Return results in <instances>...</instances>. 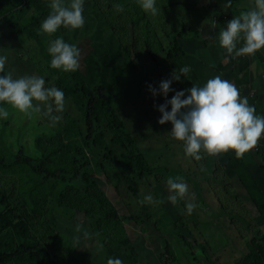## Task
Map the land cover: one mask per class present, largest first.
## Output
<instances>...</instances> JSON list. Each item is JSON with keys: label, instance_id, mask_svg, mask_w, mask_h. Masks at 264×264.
Instances as JSON below:
<instances>
[{"label": "rangeland", "instance_id": "rangeland-1", "mask_svg": "<svg viewBox=\"0 0 264 264\" xmlns=\"http://www.w3.org/2000/svg\"><path fill=\"white\" fill-rule=\"evenodd\" d=\"M18 4L21 0H11ZM120 0H84L83 16L84 25L78 29H68L63 26L57 32L48 34L40 31V19L46 17L50 11V0H29V9L22 10L16 15L12 22L0 23V55L7 57L5 73L11 72L14 77L25 74H36L43 76L45 86H56L64 88V83L74 76L72 72L49 66L50 55L47 52L48 42L56 36H62L66 42L75 43L80 49L79 68L75 70L76 75L87 77L92 81L103 77L108 92L117 89V95L111 100L114 107L113 112L98 115L104 123L101 125L95 149L86 150L89 160L87 197H82L77 191L69 192L71 204H79L82 207L98 209H113L118 215L141 214L152 226L148 228L143 224L135 222L120 221L117 228L108 230L114 241L127 239L132 246V253L138 256V260L128 256L123 248L111 242H106L113 257H119L123 264H256L263 262V258L250 249L248 243L253 242V235L244 230L243 224L238 219H229L218 216L222 211H230L231 215L252 221V224L260 227L264 232V222L261 216L252 206L240 183L232 174L220 153L216 155V166L223 173L218 176L223 180V185H218L212 180V176L203 179L201 173L206 169V153H201L199 161L186 156L181 141L173 139L168 130L169 122L158 124L160 113L156 106L170 98L175 90L185 89V81L174 80L166 97L159 93L153 96L148 90V85L153 87L162 79H168L171 73L178 74L175 68L159 66L154 73L140 72L144 62V55L156 52L161 55L162 45L166 44L164 32L180 27L192 28L196 35L190 38L180 37V45L186 52V65L193 71L197 79V85H202L207 78L220 75L223 79L232 82L240 92L241 96L248 98L249 104L255 105L257 114L264 115V46L255 50L252 54H228L221 48L217 41L220 27L238 15L234 12L230 15V9H249L253 6V0H237L235 4L225 8L224 0H155V6L163 7L161 15L157 11L155 15L149 12L135 13L119 4ZM156 2L158 4H156ZM122 3V1H121ZM130 3H128L129 5ZM249 4V5H248ZM132 13V20L141 22L133 28L135 42L124 34L123 23H118L117 18L127 17ZM112 15L116 16L112 18ZM109 18L106 21V18ZM131 20V22H132ZM113 21L116 28L111 26ZM213 21L215 23H213ZM36 22L37 26L25 28L28 24ZM127 27H131L128 23ZM154 30V31H153ZM20 31L17 38L4 40L3 36ZM36 37L33 35L36 34ZM121 34V36H120ZM107 43V44H106ZM132 45L131 50L130 46ZM156 45V47H155ZM134 46V47H133ZM239 46V44H238ZM110 47V48H109ZM105 60L98 65L94 58L100 56ZM104 74L102 75L101 72ZM246 74L248 85H237L234 78ZM102 79V78H101ZM127 79V80H126ZM191 84L186 85V89ZM9 111L6 119H0V157L3 155V147L11 153H16L18 145L21 144L25 153L31 157H38L45 148L51 156L49 165L54 168L70 171L74 169L73 153L74 142H81L88 135L87 127L72 102L65 97V106L61 119L53 123L48 116L42 113L27 115L19 112L11 105H2ZM116 116L130 135L131 142L140 149L146 150L148 154L142 156V161L151 169L159 170L165 168L171 170V176H183L182 180L187 184V192L183 198L173 204L168 199V186L166 180L157 172L156 175L145 179L143 176H129L123 181L119 172L98 171L95 162H103L113 165L118 160V155L127 152L130 144L120 128L110 124V120ZM120 140V141H119ZM259 141V142H258ZM264 134L250 149L242 155L254 157L257 167H249L252 180L260 187L264 194ZM8 174L0 171L2 179L8 178L14 183V189L10 197V203L15 206V216L12 221L0 226L1 241H13L17 243L20 237L28 236L34 231V224L38 218L43 219L41 213L49 199L47 191L40 194L41 208L32 209L20 204L22 196H31L18 193L20 183L23 186H33L37 178L26 167L27 165H13ZM178 173V174H176ZM22 178H30L27 183ZM226 180V181H225ZM94 184H93V182ZM20 182V183H19ZM227 183H230L231 187ZM10 186V185H9ZM8 186V188H9ZM237 195L240 202L233 205L228 200L225 202V189ZM30 193L32 191H29ZM214 193V195H213ZM146 195L153 197V202L144 201ZM202 196V197H201ZM203 198V200H202ZM218 199L229 208H221ZM158 201V202H156ZM203 201V202H201ZM192 202L196 206L191 214H187L184 205ZM9 205V203H8ZM7 207L0 204V216H3ZM252 217V219H250ZM3 217H0V220ZM51 223L54 233L59 235L58 244H46V251L57 258L59 264H106V252L101 246L96 234L92 231L93 222L85 218L78 223L75 220H66L56 214H52ZM106 226V223L102 228ZM226 227V230L224 229ZM157 228L154 235L151 230ZM171 232L172 236L165 235ZM85 233L87 235H85ZM182 237V238H178ZM66 240L71 250H65L62 240ZM192 240L197 245L193 246L186 242ZM209 243L208 255L198 250L199 244ZM13 243V244H14ZM206 243V244H207ZM193 246V247H192ZM192 247V248H191ZM208 257L210 262L208 261ZM224 260V261H221Z\"/></svg>", "mask_w": 264, "mask_h": 264}, {"label": "trees", "instance_id": "trees-1", "mask_svg": "<svg viewBox=\"0 0 264 264\" xmlns=\"http://www.w3.org/2000/svg\"><path fill=\"white\" fill-rule=\"evenodd\" d=\"M122 1V3H121ZM167 1V0H161ZM237 0H232V4H235ZM239 2V0H238ZM128 3H130L128 5ZM240 3V2H239ZM124 4L126 8L134 11L135 13H139L143 11L139 7L137 0H120L116 1L115 5ZM156 4H158L156 2ZM231 4V5H232ZM249 5V4H248ZM30 4L29 0H21L18 4H13L11 0H0V23L12 22L14 17L22 12V10L29 9ZM117 8V7H116ZM163 7L158 5V12L161 15ZM247 9H237V7L231 8L230 15L236 12L240 14L241 12ZM144 15V13H143ZM116 16L112 15V18ZM132 13H127V17L117 18L118 23H123L122 27L125 29L124 34L127 37L134 40L135 42L138 38H133L134 31L133 28L138 25V28L141 26V22L138 20H132ZM42 20L41 17L37 18V21ZM108 17L106 21H108ZM115 19V18H114ZM132 20V22H131ZM111 26L116 28V23L111 21ZM130 23L131 27H127V24ZM30 26H37V23L34 22L32 24H28L25 28H29ZM35 29L38 27H34ZM154 31V30H153ZM20 31L16 33H11L3 36L2 39L10 40L17 38V35ZM37 33L33 36L36 37ZM193 35H196L192 28L180 27L177 29H170L164 32L163 37L166 38V44L162 45L161 55L158 56L156 52L151 51L150 55H144V62L142 69L140 72H149L154 73L156 68L159 66L169 65L172 68H175L176 71L179 70L181 66L186 65V52L183 50L180 45V37L190 38ZM121 36V34H120ZM107 44V43H106ZM134 47V46H133ZM156 47V45H155ZM110 48V47H109ZM131 50L132 45L130 46ZM100 56V55H99ZM102 59L94 58L98 65L102 64ZM103 70V69H102ZM102 75L104 74L101 72ZM74 75L71 78V84H69V80L64 83V88H62L64 92V97L69 99L73 106L80 113L85 126L87 127L88 135L81 142H74V153H73V166L74 169L68 172L63 171L62 169L54 168L53 165H49L51 156L46 152L45 148H40L42 150L41 155L38 157H31L25 153V149L21 144L18 145L17 152L11 153L8 149L3 147V155L0 157V171L8 174V170L15 166L24 164L30 170L32 174H34L37 178H35V182L32 183L34 187L23 186L22 183L19 185L18 193H23L31 196H22L20 200V204L23 206H27L32 209L33 206H36V209H40V194L42 191H47L49 199L46 200V206L43 208V211L40 214L43 215V219L40 220L38 218L37 222L34 224L36 226L34 231L27 238L28 231H24L25 236L23 239L20 237V241L17 243L13 241H1L0 243V264H59L57 258L53 257L48 251H46V244L48 245H57L59 235L54 233V229L51 223L52 214H56L66 220H75L80 223L85 218L90 219L93 224L91 225L92 231L95 232L101 246L106 252V259L108 257H113L111 252L109 251V247L106 245V242H111L112 246L116 245L118 247L123 248L124 252L130 256L138 260V256L132 253V246L129 242V246L126 243L127 239L114 241L111 238L113 237V233H107L108 230H112L117 228L116 225L120 221H129L135 222L137 225L143 224L150 228L152 225L145 220V218L141 214H129V215H118L115 210L109 209H98L95 210L92 207L86 206L85 208L80 206L79 204H71V196L69 194L70 191H77L82 197H87V188L88 182L85 181V177L88 175V163L89 160L86 156V150H93L96 147V139L98 138V133L100 132L101 125L104 123L103 120H100L98 115L102 113L111 112V114H115L113 112L114 107L111 104V100L115 98L118 90L114 89L111 93L107 90V85L103 82V77H100V74L97 75L96 79L92 81H87V77H83L82 75H76L75 71L72 72ZM182 80L185 81L184 87L186 89L187 84H197V79L195 78V74L193 71L189 70L186 74H183ZM102 78V79H101ZM127 80V79H126ZM106 83L107 81L104 80ZM234 83L237 85H248V77L246 74L241 77L237 76L234 78ZM6 105V104H3ZM110 124L114 127L120 128V132L126 136L128 143L130 144V148L127 152H122L118 155V160L113 165H106L103 162H95V169L98 171H110L112 173H120L123 177L121 178L123 181L126 180L130 175L133 177L143 176L145 179H149L150 177L156 175L158 172L165 180L169 176H171V170L160 168L159 170L151 169L147 164L142 161V156L144 154H148L146 150L138 149L133 142L130 140L131 137L127 133L123 122L120 121L116 116H113L110 120ZM120 141V140H119ZM264 142V141H263ZM221 157L224 158L226 164L229 169L232 171L234 177L240 183L242 189L245 192L246 197L251 200L252 206L258 213L260 214L263 222H264V196L260 191V187L257 186L254 180H252V176H250L248 166L254 165L253 158L247 156H236L233 151L229 150L226 152L220 153ZM206 161L213 160L211 162H207L206 169L201 173L203 179L209 178L212 176V180L218 185H223V180L218 176L219 173H223L222 169H218L216 166V155H206ZM178 174V173H176ZM180 178H183L180 174L178 175ZM30 178H28L29 180ZM28 180L26 178H22L21 181L27 183ZM226 181V180H225ZM93 182V181H92ZM94 184V182H93ZM229 187H231L230 183H227ZM10 185V186H9ZM9 186V188H8ZM14 189V183L9 182L8 178L2 179L0 177V204H3L7 207L6 212L0 220L1 228L12 221V218L15 216V206L10 203L13 200L10 195ZM225 193L224 198L227 203L228 200L233 202L235 205L237 202H240V199L237 197L235 193L231 197H228V193L231 192V189L228 187L224 188ZM29 191H32L31 193ZM230 194V193H229ZM214 195V193H213ZM202 197V196H201ZM203 200V198H202ZM203 202V201H201ZM218 202L221 205V208H229L228 205H224L220 199ZM9 203V205H8ZM218 216L226 217L229 219H238L241 224L244 226V230L253 235V242L248 243L251 250L257 251L259 255L263 258V262L256 264H264V232L252 224V221L247 222L246 219L240 217V215H231L230 211L227 212L222 211L221 214L217 213ZM252 219V217L250 218ZM106 223V226L102 228V226ZM115 227V228H114ZM225 226V230H226ZM1 231V230H0ZM158 229L153 227L154 235L157 234ZM165 235L172 236L173 234L169 231L168 234ZM182 238V237H178ZM189 244L196 246L197 244L190 240L185 239ZM14 243V244H13ZM207 243V242H206ZM202 243L198 245V250L208 255V247L209 243ZM62 246L65 250H71L70 244L66 242V240H62ZM192 246V247H193ZM191 247V248H192ZM208 261L210 259L208 257Z\"/></svg>", "mask_w": 264, "mask_h": 264}, {"label": "clouds", "instance_id": "clouds-1", "mask_svg": "<svg viewBox=\"0 0 264 264\" xmlns=\"http://www.w3.org/2000/svg\"><path fill=\"white\" fill-rule=\"evenodd\" d=\"M141 9L155 15L158 11L155 0H137ZM232 0H224L225 8ZM50 11L40 23V31L48 34L57 32L61 26L78 29L84 25V0H50ZM118 9L120 5H116ZM213 23H215L213 21ZM218 44L228 54H252L264 46V0H253V6L232 16L217 34ZM239 44V46H238ZM49 66L65 72L79 68L80 49L75 43L66 42L62 36H56L48 42ZM7 57L0 55V119L9 116L3 104H9L21 113L31 115L42 113L55 123L61 119L65 106L62 89L45 86L43 76L25 74L14 77L5 73ZM189 71L187 65L181 66L178 74L171 73L170 78L162 79L156 87L148 85L151 95L159 93L166 97L173 89L174 80H180ZM160 113L157 123L169 122L170 136L183 144L186 156L199 161L201 153L214 155L233 151L242 155L264 134V115L257 114L255 105L249 104L246 96L229 80L215 75L206 79L202 85L191 83L187 89L175 90L174 94L156 106ZM167 199L175 204L187 192V184L180 178L169 176ZM146 202H153L146 195ZM158 202V201H156ZM196 205L187 202L184 210L191 214ZM85 235H87L85 233ZM106 264H123L119 257H108Z\"/></svg>", "mask_w": 264, "mask_h": 264}, {"label": "crops", "instance_id": "crops-1", "mask_svg": "<svg viewBox=\"0 0 264 264\" xmlns=\"http://www.w3.org/2000/svg\"><path fill=\"white\" fill-rule=\"evenodd\" d=\"M258 142H259V141H258ZM243 156H244V155H243ZM246 156H247V155H246ZM252 158H253L252 160H253L254 165H249V166H248V170H249V167H250V166H251V167H255V166L257 167L256 161H255V159H254L253 156H252ZM249 173H251V172L249 171ZM263 196H264V194H263ZM256 212L258 213V211H256ZM258 214H259V213H258ZM259 215H260V214H259ZM221 261H224V260H221Z\"/></svg>", "mask_w": 264, "mask_h": 264}]
</instances>
